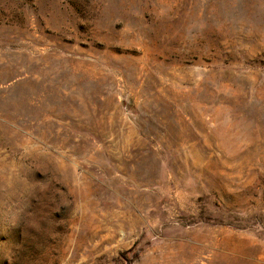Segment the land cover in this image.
Masks as SVG:
<instances>
[{"label":"rangeland","instance_id":"rangeland-1","mask_svg":"<svg viewBox=\"0 0 264 264\" xmlns=\"http://www.w3.org/2000/svg\"><path fill=\"white\" fill-rule=\"evenodd\" d=\"M0 264H264V0H0Z\"/></svg>","mask_w":264,"mask_h":264},{"label":"clouds","instance_id":"clouds-1","mask_svg":"<svg viewBox=\"0 0 264 264\" xmlns=\"http://www.w3.org/2000/svg\"><path fill=\"white\" fill-rule=\"evenodd\" d=\"M19 216L15 212L0 213V227L9 228L17 226Z\"/></svg>","mask_w":264,"mask_h":264}]
</instances>
